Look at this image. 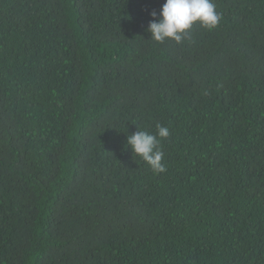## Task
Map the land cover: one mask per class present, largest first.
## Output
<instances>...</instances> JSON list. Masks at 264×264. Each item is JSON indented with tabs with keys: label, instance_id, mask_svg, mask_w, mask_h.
Returning a JSON list of instances; mask_svg holds the SVG:
<instances>
[{
	"label": "trees",
	"instance_id": "trees-1",
	"mask_svg": "<svg viewBox=\"0 0 264 264\" xmlns=\"http://www.w3.org/2000/svg\"><path fill=\"white\" fill-rule=\"evenodd\" d=\"M163 3L0 0V264H264V0L157 44Z\"/></svg>",
	"mask_w": 264,
	"mask_h": 264
},
{
	"label": "clouds",
	"instance_id": "clouds-1",
	"mask_svg": "<svg viewBox=\"0 0 264 264\" xmlns=\"http://www.w3.org/2000/svg\"><path fill=\"white\" fill-rule=\"evenodd\" d=\"M150 15L153 19L147 31L150 39L157 44L167 40L181 43L194 23L213 30L221 20L212 0H164L159 13L153 11ZM155 129L154 133L137 130L127 137V145L154 174H160L166 171L163 163L165 153L160 145L170 136V130L162 124H157Z\"/></svg>",
	"mask_w": 264,
	"mask_h": 264
}]
</instances>
